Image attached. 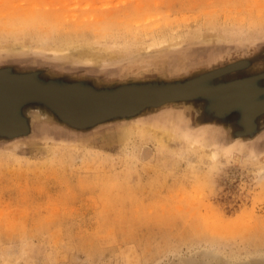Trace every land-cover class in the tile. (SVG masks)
<instances>
[{"label":"rangeland","instance_id":"1","mask_svg":"<svg viewBox=\"0 0 264 264\" xmlns=\"http://www.w3.org/2000/svg\"><path fill=\"white\" fill-rule=\"evenodd\" d=\"M7 76L152 102L13 109L0 264H264V0H0Z\"/></svg>","mask_w":264,"mask_h":264},{"label":"water","instance_id":"2","mask_svg":"<svg viewBox=\"0 0 264 264\" xmlns=\"http://www.w3.org/2000/svg\"><path fill=\"white\" fill-rule=\"evenodd\" d=\"M222 73H215V75H208L204 79L212 78V76H217ZM238 84V83H234ZM193 85L188 83L182 87L174 89L176 91L184 92L185 89H189ZM23 87L24 90L20 94L15 93L17 88ZM229 86L225 85L219 88H215L208 91L209 94L226 91ZM166 91H161L156 94L159 99L163 97ZM141 93V92H140ZM243 93L237 95L234 102H237L238 98H243ZM185 98L193 97L194 95H184ZM138 93L135 91H129L125 94L124 99L121 102H117V97H102L99 95H94L85 91L74 92L70 90H59L54 87L42 86L40 84H34L27 81L23 77H0V110L2 106L5 107V114L3 118L0 119V131L10 129L11 123V113L13 109L29 100H46L55 103L65 116L76 120L77 122H87L95 118L108 115L115 110L124 109L130 111L134 108L135 104L151 103L152 101L141 98L137 99ZM232 102V101H231ZM158 103V102H157ZM264 110L263 103H256L248 111V114L254 116L261 113ZM254 114V115H253Z\"/></svg>","mask_w":264,"mask_h":264},{"label":"bare ground","instance_id":"3","mask_svg":"<svg viewBox=\"0 0 264 264\" xmlns=\"http://www.w3.org/2000/svg\"><path fill=\"white\" fill-rule=\"evenodd\" d=\"M155 2H156V0H155ZM138 8V7H137ZM2 24V23H1ZM6 24V23H5ZM24 24V23H23ZM22 24V25H23ZM30 25H28V27H29ZM46 26V25H45ZM5 27H7V26H5ZM4 27V28H5ZM6 29V28H5ZM19 29V28H18ZM22 29V28H21ZM14 30H16V29H14ZM20 30V29H19ZM7 31V30H6ZM15 32V31H14ZM4 33V32H3ZM10 35V34H9ZM134 36V35H133ZM67 37V36H66ZM131 41V40H130ZM132 42V41H131ZM203 73V72H202ZM234 80V79H233ZM93 83V82H92ZM205 84V83H204ZM208 85V84H207ZM121 86V85H120ZM264 86V85H263ZM24 90V88L23 87H20V88H17V91H15V93H18V94H20V92H22ZM259 95V94H258ZM189 105V104H188ZM162 106H165V104L164 105H162ZM5 107L6 106H2L1 107V110H0V119L1 118H3V116H4V114H5ZM197 113V112H196ZM140 114V113H139ZM214 114V113H213ZM115 115V114H114ZM191 116H193V113H192V115ZM217 117V116H216ZM110 122V121H109ZM106 123V122H105ZM241 126V125H240ZM257 128V127H256ZM32 129V128H31ZM262 129H264V128H262ZM83 130V129H82ZM86 130V129H85ZM211 131V130H210ZM248 132V131H247ZM246 133V132H245ZM1 135V134H0ZM243 135V134H242ZM246 135H247V133H246ZM249 135V134H248ZM254 136V135H253ZM241 138V137H240ZM237 141V140H236Z\"/></svg>","mask_w":264,"mask_h":264}]
</instances>
